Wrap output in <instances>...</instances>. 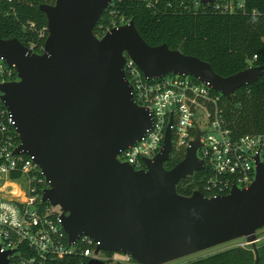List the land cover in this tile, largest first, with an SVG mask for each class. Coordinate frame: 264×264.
I'll list each match as a JSON object with an SVG mask.
<instances>
[{
    "label": "water",
    "instance_id": "1",
    "mask_svg": "<svg viewBox=\"0 0 264 264\" xmlns=\"http://www.w3.org/2000/svg\"><path fill=\"white\" fill-rule=\"evenodd\" d=\"M112 0H55L42 4L47 37L41 54L17 39H0V57L16 81L0 85L13 115L19 144L11 157L33 159L48 182L40 199L62 211V228L72 245L81 236L96 251L122 252L139 264H168L206 249L244 239L257 256V231L264 227V165L258 162L247 189L207 199L177 185L203 169L197 158L199 132L179 163L166 170L170 130L164 148L146 170L135 171L118 154L139 142L151 127L148 112L132 98L124 74L125 55L146 79L192 76L229 99L254 83L264 66L221 77L210 64L171 50L151 47L133 21L97 38L93 29ZM211 6L218 0H199ZM14 204L20 209L21 205ZM8 253L0 264H8ZM87 264H106L91 259Z\"/></svg>",
    "mask_w": 264,
    "mask_h": 264
},
{
    "label": "built area",
    "instance_id": "2",
    "mask_svg": "<svg viewBox=\"0 0 264 264\" xmlns=\"http://www.w3.org/2000/svg\"><path fill=\"white\" fill-rule=\"evenodd\" d=\"M139 1L152 7L160 0ZM218 1L211 7L214 6L221 13L245 11L244 0H236V3L226 1L224 4H218ZM198 5L206 7L195 0V6ZM108 14L112 17L114 12ZM111 21L106 26L99 25L101 35H94L101 38L109 30L129 23L123 18ZM25 27L37 35V40L27 41L25 47L31 53H42L48 35L47 26L38 27L36 23L29 22ZM246 64L247 68L251 67L249 59ZM124 74L131 87L133 101L148 112L151 127L139 142L118 154L119 162L130 165L135 171L146 170L145 159L153 161L162 153L165 132L171 123V153L175 144L178 152L183 151L185 156L196 135L203 133L201 146L196 151L197 158L203 162V169L196 172L201 174L200 186L196 191L211 199L229 195L235 187L247 189L252 184L257 168L256 157L264 165V134H241L234 129L226 117L225 97L215 92L209 83L180 75L146 79L127 55ZM13 81H16L14 68L0 57V85ZM2 96L0 90V254L10 252L6 257L8 264H87L91 259L106 264H139L122 252L95 253L96 243L86 236H81L72 245L68 243L67 234L62 228L63 211L58 206L52 207L40 201L48 182L40 175L39 168L26 155L10 156L17 146L8 135L10 128L14 130L15 122L4 106ZM11 173L19 174V177L12 180ZM39 176L45 184L40 194L36 187ZM20 179L24 181L26 193L17 187L19 193L12 190L10 197L2 194L7 183L13 184V181ZM14 202L19 203L21 208ZM262 239L257 236V243Z\"/></svg>",
    "mask_w": 264,
    "mask_h": 264
},
{
    "label": "trees",
    "instance_id": "3",
    "mask_svg": "<svg viewBox=\"0 0 264 264\" xmlns=\"http://www.w3.org/2000/svg\"><path fill=\"white\" fill-rule=\"evenodd\" d=\"M226 1L236 3V0H219L217 3L224 4ZM54 2L0 0V39L15 38L23 46L27 41L37 40L36 33L25 26L29 22L36 23L38 27L46 26L45 14L39 10V6ZM244 6V13L239 10L221 13L214 6H195V0H160L152 7L139 0H113L93 32L101 35L98 26H106L111 20L123 18L133 21L138 34L149 46L167 44L169 49L196 57L210 64L219 76L227 77L245 70L248 67L247 59L251 61V67L264 66V0H244ZM110 11L114 12L112 17L108 14ZM224 100L227 120L234 129L241 134H264V74ZM8 135L13 144H19L12 128ZM181 160L168 161L164 168L170 170ZM18 177L19 174L11 173L12 180ZM200 179V173L194 174L177 185V192L190 196L200 186ZM38 181L36 187L40 194L45 184L40 176ZM257 256L258 264H264V239L257 248ZM255 260L253 248L247 245L229 248L185 264H255Z\"/></svg>",
    "mask_w": 264,
    "mask_h": 264
},
{
    "label": "rangeland",
    "instance_id": "4",
    "mask_svg": "<svg viewBox=\"0 0 264 264\" xmlns=\"http://www.w3.org/2000/svg\"><path fill=\"white\" fill-rule=\"evenodd\" d=\"M174 156H176V159H174ZM184 157V152L183 151H179L177 150V147L175 146L174 144V150L172 151L171 155H170V160L168 161H176L178 162L179 160H181L182 158ZM167 161V162H168ZM164 163V166H166L168 163ZM13 184H11L10 186H8L7 188H5V190L3 191V195H6L8 197H10L9 195H11V191H15L17 190L18 188L20 189V191L22 192H25L26 193V188H25V184H24V181L23 180H18V181H13L12 182ZM16 186H15V185ZM18 187V188H17ZM13 193V192H12ZM257 235L258 237L260 238H264V229H260L257 231ZM263 240V239H262ZM262 243V241L260 243H257L256 246L257 248H259L260 244ZM238 246H245V241L244 239H238V240H234V241H231V242H228V243H225V244H221V245H218V246H215V247H212V248H209V249H206L204 251H201V252H198V253H195L193 255H190L188 257H185L183 259H180V260H177V261H174V262H171V263H168V264H185V263H188V262H191V261H194L196 259H199V258H203V257H207L209 255H212V254H215V253H218V252H222L224 250H227L229 248H233V247H238Z\"/></svg>",
    "mask_w": 264,
    "mask_h": 264
},
{
    "label": "bare ground",
    "instance_id": "5",
    "mask_svg": "<svg viewBox=\"0 0 264 264\" xmlns=\"http://www.w3.org/2000/svg\"><path fill=\"white\" fill-rule=\"evenodd\" d=\"M11 184H9V183H7L6 185H5V188H7L8 186H10ZM15 185V184H14ZM16 186V185H15ZM16 192L15 193H19V189H17V190H15Z\"/></svg>",
    "mask_w": 264,
    "mask_h": 264
},
{
    "label": "flooded vegetation",
    "instance_id": "6",
    "mask_svg": "<svg viewBox=\"0 0 264 264\" xmlns=\"http://www.w3.org/2000/svg\"><path fill=\"white\" fill-rule=\"evenodd\" d=\"M17 80V79H16Z\"/></svg>",
    "mask_w": 264,
    "mask_h": 264
}]
</instances>
